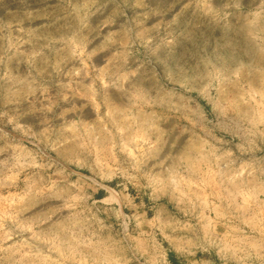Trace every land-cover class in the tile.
Here are the masks:
<instances>
[{
    "label": "rangeland",
    "instance_id": "obj_1",
    "mask_svg": "<svg viewBox=\"0 0 264 264\" xmlns=\"http://www.w3.org/2000/svg\"><path fill=\"white\" fill-rule=\"evenodd\" d=\"M170 253L264 264V0H0V264Z\"/></svg>",
    "mask_w": 264,
    "mask_h": 264
},
{
    "label": "trees",
    "instance_id": "obj_2",
    "mask_svg": "<svg viewBox=\"0 0 264 264\" xmlns=\"http://www.w3.org/2000/svg\"><path fill=\"white\" fill-rule=\"evenodd\" d=\"M102 194H103V191L100 192V195H102ZM168 259H169L170 264H176L177 263V260L174 256V254H172V253H170L168 255Z\"/></svg>",
    "mask_w": 264,
    "mask_h": 264
}]
</instances>
